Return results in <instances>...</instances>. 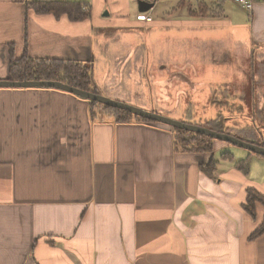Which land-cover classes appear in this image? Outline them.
Listing matches in <instances>:
<instances>
[{"label": "crops", "instance_id": "crops-1", "mask_svg": "<svg viewBox=\"0 0 264 264\" xmlns=\"http://www.w3.org/2000/svg\"><path fill=\"white\" fill-rule=\"evenodd\" d=\"M33 1L0 0V79L10 74L11 45L19 58L27 43L33 57L91 62L99 93L146 109L165 114L162 103L126 88L142 77L162 87L192 85L193 94L201 85L233 83L241 86L233 95L240 112L247 101L249 113L264 119V0L250 10L236 0L193 7L143 0L153 3L145 11L140 0H56L85 3L90 15L82 21L28 9ZM163 1L167 7L154 16ZM180 4L203 21H180ZM142 13L152 20L139 19ZM202 25L222 26L214 35L186 31L214 43L215 75L195 42L174 49L179 27ZM215 92L208 91L211 100ZM91 107L60 89L0 87V264H264V233L251 237L264 206L256 204L255 216L244 207L248 189L264 195V156L238 160L218 139L211 151L181 150L166 124L101 120ZM240 124L239 137L264 146V135ZM212 160L208 174L201 167Z\"/></svg>", "mask_w": 264, "mask_h": 264}, {"label": "rangeland", "instance_id": "rangeland-1", "mask_svg": "<svg viewBox=\"0 0 264 264\" xmlns=\"http://www.w3.org/2000/svg\"><path fill=\"white\" fill-rule=\"evenodd\" d=\"M198 1L199 0H186V2H190L192 4V7L196 3H198ZM188 4L189 3L184 4L185 8H188ZM167 5H168L167 1H163L162 3H160L155 10L154 16H156L157 14H159L160 16L161 12L167 7ZM182 6L183 5L180 4L177 11L179 13L184 12V14H186L187 11H185L184 7ZM186 15L180 16V21H182L184 17L185 19H188L194 22L203 21V18H193L194 20H191L189 15L188 14ZM179 28L181 29L182 33L180 34L181 37L174 39L173 41L174 49L178 48V49L183 50L185 48H191L193 47L194 42H195L196 47H200L202 51L206 52L205 61L211 62L213 64V68L211 70L212 74L215 75L216 73H218L219 72V69H218V55L219 54H216L214 52V48L210 47V44L212 42L208 40L207 38L204 39L203 36L195 37L191 33H186V31L188 30L204 31L205 30L206 35L208 34V31H212L214 35L216 32H219L222 29V26L208 28L206 25H202V26H194V27L187 26V27H179ZM142 29H145V28H142ZM163 46H165V44ZM66 60L79 62L78 60H70V59H66ZM200 61L204 63L203 58L200 59ZM82 62L85 64H89L94 72V66L91 62H88V61H82ZM184 63H185V60L183 58V55H181V61H180L181 66L184 65ZM151 65L154 66V63H152V60L150 59L149 66ZM10 66H11V63H10ZM202 68L203 66L201 67V70H199L201 73H203ZM105 69H106V65L104 64L101 66L100 75L103 73V70ZM145 70H143V72ZM148 71H150V69H148ZM124 79L127 82H135V79L133 77L127 76ZM128 84H133L131 86L126 85V88H129L130 91L133 90V88H138V90L141 93L142 99H145L147 97L150 101H153L156 104L162 103V105H164L165 107L164 108L165 115L169 117H172V118L176 117L175 119L186 121L192 124H198L200 122L206 123L207 121H211L212 119H215L217 122L210 123L209 125L212 126L210 128H219V129L223 128L226 130L228 127H232L233 128L232 134L237 137L243 136L241 133H244V132L239 133V131H236L238 129L237 124L239 125V121H240L241 122L240 126H244L243 128L245 130L251 131V132L252 130H254L259 135H264V119L259 118V117L256 118L255 114L249 113L247 109V104H248L247 101L244 102L245 108L241 111L244 115H242L237 105V101L234 100L233 95L235 93V90L239 92L241 86L235 85L233 83H229L226 85L206 84V85H201L199 88L200 89L199 92H197L196 94H193L191 91L192 85L180 84V85L162 87L159 85H153L149 77H142V79H140L136 85L134 83H128ZM39 88H42V87H39ZM45 88H49V87H45ZM210 89H216V92L214 95L218 100H211L212 95L208 93ZM88 91H91V90H88ZM91 92H95V91H91ZM111 92L116 93V91H111ZM224 92H227V95L230 98L228 101L219 100L220 94L221 93L223 94ZM95 93H99V91H96ZM102 93L103 95L108 96L105 94L106 90H103ZM108 97H111V96H108ZM89 101H95V100H89ZM173 103L176 104L175 109L172 108ZM92 108L96 109V112L99 111L98 106L92 105ZM154 109L155 108H151L148 110H154ZM227 117H230V118L228 119ZM105 119H112V118L107 117ZM132 120H136V119L132 118ZM197 121L199 122L197 123ZM178 136L181 137V139L179 138L180 141L182 140V138H186V134H179ZM258 139L261 140V137H258ZM249 140L253 141L254 138L251 136ZM222 143H224L226 150H229V152H232L235 158L237 159L238 158L245 159L249 156V153H252L250 150L234 145L232 143H229V142H222ZM239 153H244V155L243 154L241 155Z\"/></svg>", "mask_w": 264, "mask_h": 264}, {"label": "trees", "instance_id": "trees-1", "mask_svg": "<svg viewBox=\"0 0 264 264\" xmlns=\"http://www.w3.org/2000/svg\"><path fill=\"white\" fill-rule=\"evenodd\" d=\"M253 2V0H252ZM27 8H34L38 12L50 13L57 17L67 14L73 21H82L89 17L90 11L87 9V5L80 1L67 2L56 0H34L27 4ZM11 66L9 79L11 80H58L72 86L84 90L98 91L93 77V69L89 64L83 62H74L66 59L47 58V57H33L26 50L21 57L14 56V44L11 45ZM91 104L99 107L97 115L101 120L112 117L116 121H130L132 118L141 121L159 123L157 121L144 118L142 116L134 115L132 112L103 104L97 101H91ZM91 111L95 114L96 109L91 107ZM213 129V128H212ZM215 129L220 132H225L224 129ZM176 137L175 141L178 143V149L181 150H200L211 151L213 149L212 142L216 140L206 134L195 133L179 128H173ZM179 134H186V138L181 139ZM260 155V154H258ZM263 156V155H261ZM224 157L232 158V154L225 153ZM216 161L212 160L209 164L203 165L201 168L211 174L216 167ZM248 164V160L239 161L238 165L245 167ZM260 203L264 206V195L253 190L248 189L247 201L244 204L245 209L253 216H255L256 204ZM264 233V221L252 234V238H255Z\"/></svg>", "mask_w": 264, "mask_h": 264}, {"label": "water", "instance_id": "water-1", "mask_svg": "<svg viewBox=\"0 0 264 264\" xmlns=\"http://www.w3.org/2000/svg\"><path fill=\"white\" fill-rule=\"evenodd\" d=\"M139 4L141 11L148 10L147 8H151L153 6V3L152 4L147 3L143 0H140ZM0 87H49V88L62 89L74 93L76 95H80L81 97L89 100H95L97 102H101L103 104L110 105L113 107L127 109L130 112H133L135 115H139L144 118L151 119L162 124L172 125L179 128L191 130L197 133L206 134L215 139L232 143L234 145L246 148L253 153L264 156V146L251 143L250 141L237 137L231 133L219 132L212 128L203 126L201 124L199 125L192 123H184L180 120L169 117L163 114L162 112H159L158 110L156 111V109L154 110H148L146 108L144 109L135 104L121 101L116 98H111L100 93H95L88 90L80 89L58 80H18L17 81V80H11L9 78H3L0 79Z\"/></svg>", "mask_w": 264, "mask_h": 264}, {"label": "built area", "instance_id": "built-area-1", "mask_svg": "<svg viewBox=\"0 0 264 264\" xmlns=\"http://www.w3.org/2000/svg\"><path fill=\"white\" fill-rule=\"evenodd\" d=\"M236 1L242 4L243 6H245L249 10L252 9L253 7L252 0H236ZM138 18L141 20H152V16L146 13L139 14Z\"/></svg>", "mask_w": 264, "mask_h": 264}, {"label": "bare ground", "instance_id": "bare-ground-1", "mask_svg": "<svg viewBox=\"0 0 264 264\" xmlns=\"http://www.w3.org/2000/svg\"><path fill=\"white\" fill-rule=\"evenodd\" d=\"M177 120H179V119H177ZM180 121H182V120H180ZM182 122H184V123H189V122H186V121H182ZM168 126H171V127H173V128H179V127L172 126V125H168ZM179 129L187 130V129H184V128H179ZM187 131H191V130H187ZM191 132H194V131H191ZM195 133H197V132H195Z\"/></svg>", "mask_w": 264, "mask_h": 264}]
</instances>
